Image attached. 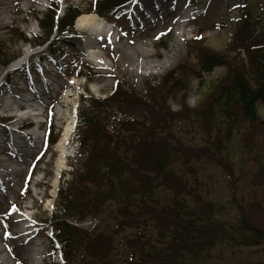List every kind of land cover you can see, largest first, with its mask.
<instances>
[{
	"label": "rangeland",
	"instance_id": "374dc122",
	"mask_svg": "<svg viewBox=\"0 0 264 264\" xmlns=\"http://www.w3.org/2000/svg\"><path fill=\"white\" fill-rule=\"evenodd\" d=\"M101 1L103 0H7L0 9L1 61L17 56L20 58L28 51L39 53L43 49L34 48L28 41L39 40L42 29L38 19L42 12L49 11L55 3L58 5L57 15L61 17L66 7L71 4L76 5L83 15L93 13L91 11ZM147 1L152 0H125L117 14L104 16L112 25V30L103 37H94V33H87V30L77 25L76 19L73 32L64 33L63 40L57 45L58 52H52L54 55L38 57L41 55L37 54L36 57L25 59L23 66L15 70L10 69L11 64L5 68L0 61V82H3L0 90L4 93L0 97V112L10 94L11 103L14 102L15 106L16 96L18 99L22 95L31 96L35 93L32 85L39 88L41 85L46 93L41 103L45 114L40 120H48L46 114L48 111L50 113L47 128L46 121L41 128L45 131L53 126L59 140L65 133L69 120H72L75 127L79 120L78 115L86 109L90 110L91 107L85 106L88 101H93V98L104 99L119 90L152 100L151 95L157 94L156 89H151V86L161 85L159 81L163 82L171 71H175L172 77L179 78L180 71H183L182 65L185 68L181 77L184 82L183 89H171L170 81H166L162 96L163 102L172 113L178 111V115H182L171 124L177 137L187 143L186 147L199 150L202 157L210 158L215 163L199 169V182L203 183L204 190L212 198L220 199L225 205L233 198L238 199L244 207L254 200L264 201V185L259 186L256 178L252 179L258 168L255 159L263 144L264 131L238 118L233 141L217 144L216 114L207 109L203 99L206 98L204 93L226 74L227 69L218 66L210 73H201V76L193 70L199 64L196 49L201 44L203 48L225 51L231 58L235 57L233 54L236 53H231L230 50L237 48V41L233 37L243 17L241 2L162 0L157 3V9L147 7ZM261 1L252 0V13L260 10ZM179 19H187L181 28L177 27ZM21 35L27 40H22ZM92 41L96 45L89 48L87 43ZM138 48L150 54L143 56V51ZM128 54H132V57ZM95 58H99L104 64L96 65ZM135 62H145V65L143 68L136 67ZM150 63L153 66H148ZM45 79L53 81L54 88L50 89ZM58 84L62 85L59 91L56 90ZM21 87L26 89H20ZM44 87H48L47 90ZM148 88L150 94L147 93ZM111 103L107 102L104 106L107 117L109 115L106 124L108 129L117 132L120 129L117 121L128 120L131 113L124 111L125 108L119 107L115 102L110 107ZM202 108L205 115L198 116ZM134 112L136 118L140 119L141 115L137 114L142 111ZM260 116L264 117L263 110H260ZM17 118L7 125L12 128L25 122ZM1 127L0 125V135L5 138L0 144V248L3 255L9 261L8 264H37L31 260L35 252L44 255V264H65L61 243L55 237L56 229L51 224L53 215L61 213L58 211L61 205L59 189L66 187V183L73 180L75 171L80 170L83 160L80 145L71 140L67 152L63 151L61 154L56 148L57 144H43L40 141L43 132L34 129L33 133L40 142L31 148L26 146L30 143L29 137L17 132L18 130L9 131L7 127L5 130ZM79 131H73L71 136H78ZM18 143L22 145L19 146ZM178 166L183 170L181 163ZM10 167L19 169V173L14 176L4 172ZM30 172L35 173V176L31 177ZM234 191L237 192L235 197L232 196ZM95 215H87L82 222H69L88 231L94 225L99 226V219L105 216L104 212ZM20 222L24 227L36 223L39 235L35 237V241L29 243L28 237L22 238L16 234L21 226ZM117 238L119 235H116L115 240ZM115 245L114 251L123 249L118 241ZM241 253H244L241 257L244 264H256L253 261L257 257L264 258V252L258 248ZM238 260L231 259L230 264H238Z\"/></svg>",
	"mask_w": 264,
	"mask_h": 264
},
{
	"label": "trees",
	"instance_id": "16d2710c",
	"mask_svg": "<svg viewBox=\"0 0 264 264\" xmlns=\"http://www.w3.org/2000/svg\"><path fill=\"white\" fill-rule=\"evenodd\" d=\"M124 1L103 0L93 9L102 16L117 14ZM239 1L243 17L233 37L237 48L230 50L235 57L201 44L196 49L198 67L193 68L198 76L218 66L227 69L203 99L207 109L216 114L219 145L233 141L238 118L264 131V117L260 116V110L264 112V0L257 13L251 11L252 0ZM56 13L57 5L38 19L42 35L34 44L50 41L39 57L58 52L63 31L72 28L80 11L71 4L62 17H56ZM55 32L58 35L51 40ZM20 38L27 40L24 35ZM14 58L0 61L7 66ZM183 71L179 78L172 77L175 71L169 72L158 87L150 85L157 94L151 95L152 100L119 90L104 99L88 101L85 106L90 110L78 115L75 131L80 130V134L74 137L83 160L73 180L59 189L61 213L53 215L51 224L65 264H230L235 258L238 264H244L242 251L258 248L264 252V201L254 200L244 207L238 199L225 205L212 198L197 173L201 167L215 163L202 157L199 150L186 147L187 143L173 131L172 122L182 115L171 112L162 92L166 81H170L171 89H183ZM107 102H112L110 107L115 102L131 113L132 119L117 121V132L107 127ZM136 110L143 113L137 114L140 119L134 115ZM199 114L205 115L203 108ZM57 137L50 130L47 146ZM263 144L252 177L259 186L264 185ZM233 193L235 197L237 192ZM100 212L105 214L99 219L100 225L88 231L73 223ZM117 241L123 246L121 251H114ZM256 259L254 263L264 264L263 257Z\"/></svg>",
	"mask_w": 264,
	"mask_h": 264
},
{
	"label": "bare ground",
	"instance_id": "6f19581e",
	"mask_svg": "<svg viewBox=\"0 0 264 264\" xmlns=\"http://www.w3.org/2000/svg\"><path fill=\"white\" fill-rule=\"evenodd\" d=\"M7 0H0V9L1 7H3L5 5ZM28 1H32V0H28ZM162 0H152V1H147L146 5L147 7H155L158 9V2L161 3ZM2 13V12H1ZM144 14V13H143ZM146 15V12H145ZM187 19H179L177 22V27L181 28L184 24V22ZM77 25L80 26L82 29L87 30V33H94V37H103L105 36L107 33H109V31L112 30L111 28V24L110 22H108L105 18L98 16L95 13H84L83 15H80L77 18ZM92 35V34H91ZM96 39V38H94ZM95 41L89 42L87 43L89 48H94L95 47ZM145 43V42H144ZM143 43V44H144ZM138 47V46H137ZM140 47V45H139ZM141 52L143 51V56H148L150 53L148 51H145L143 49L138 48ZM129 57H132V54H128ZM96 65H103L104 63L102 62V60H99V58H95L94 60ZM146 64H149V62H146ZM145 62H135L134 66L136 67H144ZM148 66H153L151 63ZM44 89L47 90V87ZM46 92L43 91H39L37 92L35 95H33V98H26L25 96H16L17 102L15 103V106L11 103V104H5L3 106L2 111H14L15 107L20 108V109H26V108H32V109H36L35 106H37L38 104H41L42 101L44 100V98H42L43 96H45ZM36 103V104H35ZM16 115H11V117H15ZM25 117L23 115H20L17 120H22ZM72 120H69V123L65 129V133L63 134L62 138L58 140V142L56 143V148L59 152L64 151L63 148V144L65 143V141L67 140L68 134L70 133V130L72 128ZM17 145L21 146L22 143H18ZM25 145V144H24ZM23 145V146H24ZM27 147H29L30 145H27ZM22 160V159H21ZM19 169L17 168H6L4 172H9V173H19ZM21 226H19V231L16 232L17 235L21 236L22 238L24 237H28L29 238V243L31 241H33L35 234L33 232H35L34 230H30V226L31 225H26L25 227L22 226V222ZM32 227V226H31ZM11 234V233H10ZM9 261L7 260V258L3 255V250L0 248V264H8Z\"/></svg>",
	"mask_w": 264,
	"mask_h": 264
}]
</instances>
